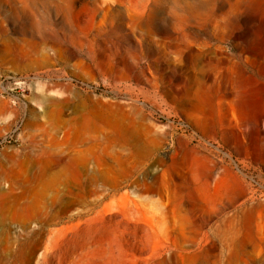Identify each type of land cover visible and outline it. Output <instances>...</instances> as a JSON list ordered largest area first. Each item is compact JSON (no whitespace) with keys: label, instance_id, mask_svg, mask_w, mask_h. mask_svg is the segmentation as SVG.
<instances>
[{"label":"rangeland","instance_id":"1","mask_svg":"<svg viewBox=\"0 0 264 264\" xmlns=\"http://www.w3.org/2000/svg\"><path fill=\"white\" fill-rule=\"evenodd\" d=\"M141 6L0 0V264H264V0Z\"/></svg>","mask_w":264,"mask_h":264},{"label":"bare ground","instance_id":"2","mask_svg":"<svg viewBox=\"0 0 264 264\" xmlns=\"http://www.w3.org/2000/svg\"><path fill=\"white\" fill-rule=\"evenodd\" d=\"M61 1V0H60ZM66 1V0H64ZM101 2L102 8L106 9L108 12L110 11H114V12H118L120 13L122 16L124 15H128L129 12H132L133 14H136V16H138V10H142V7L139 9H134L133 6L136 5V0H128L130 6H127L125 4V2L123 0H99ZM154 1V0H153ZM71 2V1H70ZM64 3V2H63ZM152 4V3H151ZM65 6V5H64ZM148 6V5H147ZM66 10H68L69 8L65 7ZM146 8V7H144ZM144 10V9H143ZM154 7L152 5V7L150 8V11H148V15L147 17L149 18L151 16V14H153ZM145 11V10H144ZM137 12V13H136ZM131 13V14H132ZM142 14V13H141ZM90 182V181H89ZM71 189V188H70ZM73 191V190H72ZM85 202V201H84ZM35 250V249H34ZM199 254V252H197ZM196 254V252H195ZM197 255V254H196ZM32 259V258H31ZM194 259V258H193Z\"/></svg>","mask_w":264,"mask_h":264}]
</instances>
